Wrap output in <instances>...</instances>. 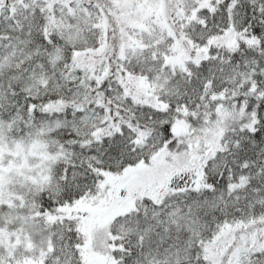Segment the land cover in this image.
I'll use <instances>...</instances> for the list:
<instances>
[{
	"label": "snow or ice",
	"instance_id": "1",
	"mask_svg": "<svg viewBox=\"0 0 264 264\" xmlns=\"http://www.w3.org/2000/svg\"><path fill=\"white\" fill-rule=\"evenodd\" d=\"M0 264H264V0H0Z\"/></svg>",
	"mask_w": 264,
	"mask_h": 264
}]
</instances>
